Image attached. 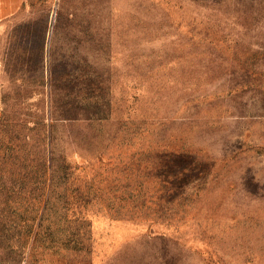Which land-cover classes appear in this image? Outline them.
Returning <instances> with one entry per match:
<instances>
[{"label":"rangeland","instance_id":"1","mask_svg":"<svg viewBox=\"0 0 264 264\" xmlns=\"http://www.w3.org/2000/svg\"><path fill=\"white\" fill-rule=\"evenodd\" d=\"M0 125V264H264V0H26Z\"/></svg>","mask_w":264,"mask_h":264},{"label":"crops","instance_id":"2","mask_svg":"<svg viewBox=\"0 0 264 264\" xmlns=\"http://www.w3.org/2000/svg\"><path fill=\"white\" fill-rule=\"evenodd\" d=\"M26 0H0V21L8 19L18 13Z\"/></svg>","mask_w":264,"mask_h":264},{"label":"trees","instance_id":"3","mask_svg":"<svg viewBox=\"0 0 264 264\" xmlns=\"http://www.w3.org/2000/svg\"><path fill=\"white\" fill-rule=\"evenodd\" d=\"M6 126H8V125H6ZM0 128H2L1 125H0Z\"/></svg>","mask_w":264,"mask_h":264}]
</instances>
